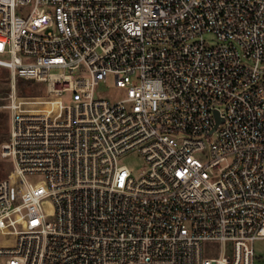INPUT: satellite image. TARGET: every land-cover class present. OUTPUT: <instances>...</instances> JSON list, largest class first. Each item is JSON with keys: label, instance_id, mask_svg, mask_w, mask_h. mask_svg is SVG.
I'll list each match as a JSON object with an SVG mask.
<instances>
[{"label": "built area", "instance_id": "obj_1", "mask_svg": "<svg viewBox=\"0 0 264 264\" xmlns=\"http://www.w3.org/2000/svg\"><path fill=\"white\" fill-rule=\"evenodd\" d=\"M0 66V264H257L264 0H0Z\"/></svg>", "mask_w": 264, "mask_h": 264}, {"label": "rangeland", "instance_id": "obj_2", "mask_svg": "<svg viewBox=\"0 0 264 264\" xmlns=\"http://www.w3.org/2000/svg\"><path fill=\"white\" fill-rule=\"evenodd\" d=\"M10 82V70L4 66H0V104H5L6 100L3 98L8 89ZM31 82H21L20 84V93L35 95L41 92L40 84ZM98 94L107 97L111 100L118 99L123 96L124 90L117 87L112 78H108V81L102 82L97 89ZM10 109L6 107H0V143L4 138L7 137L9 132V123H10ZM199 157H202V153H198ZM122 161L126 163L129 167L133 169L135 173L139 172L144 168L146 162L142 155L139 152H133L128 155H125L122 158ZM12 168V161L6 158H3L0 155V180L4 178ZM255 253L257 255V264H264V238H259L255 241L254 244ZM206 255H217L219 248L217 243L207 242L204 248Z\"/></svg>", "mask_w": 264, "mask_h": 264}, {"label": "water", "instance_id": "obj_3", "mask_svg": "<svg viewBox=\"0 0 264 264\" xmlns=\"http://www.w3.org/2000/svg\"><path fill=\"white\" fill-rule=\"evenodd\" d=\"M222 120H223V118H221V117L219 116V112L216 111V125H218ZM216 125H215V126H216ZM214 128H215V127H214Z\"/></svg>", "mask_w": 264, "mask_h": 264}, {"label": "trees", "instance_id": "obj_4", "mask_svg": "<svg viewBox=\"0 0 264 264\" xmlns=\"http://www.w3.org/2000/svg\"><path fill=\"white\" fill-rule=\"evenodd\" d=\"M21 82H23V80L21 79Z\"/></svg>", "mask_w": 264, "mask_h": 264}]
</instances>
